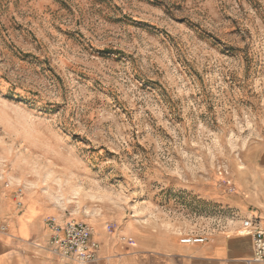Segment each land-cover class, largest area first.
I'll use <instances>...</instances> for the list:
<instances>
[{"label":"rangeland","instance_id":"1","mask_svg":"<svg viewBox=\"0 0 264 264\" xmlns=\"http://www.w3.org/2000/svg\"><path fill=\"white\" fill-rule=\"evenodd\" d=\"M263 154L264 0H0V185L47 224L232 231Z\"/></svg>","mask_w":264,"mask_h":264},{"label":"crops","instance_id":"2","mask_svg":"<svg viewBox=\"0 0 264 264\" xmlns=\"http://www.w3.org/2000/svg\"><path fill=\"white\" fill-rule=\"evenodd\" d=\"M262 157L258 164L261 178L246 213L259 217L264 225V154ZM13 189V183L0 185V264H76L61 260L49 249L54 231L45 222L47 211L34 202V209L27 207L30 198L18 207ZM69 220L60 215L57 222L64 225ZM239 226L209 233L204 241L183 242V237L174 234L144 232L133 220L111 232L97 223L94 238L100 248L96 260L88 264H264V259L255 258L252 237L237 233Z\"/></svg>","mask_w":264,"mask_h":264},{"label":"built area","instance_id":"3","mask_svg":"<svg viewBox=\"0 0 264 264\" xmlns=\"http://www.w3.org/2000/svg\"><path fill=\"white\" fill-rule=\"evenodd\" d=\"M48 224L54 231L49 244V249L54 255L63 261L76 264H88L96 260L100 243L94 238V227L91 222L69 220L61 225L55 218H50ZM112 228V225L108 226V229ZM236 231L241 235L251 236L255 258L264 259V225L260 218L254 215L246 216ZM204 239L205 236L184 237L182 241L200 242Z\"/></svg>","mask_w":264,"mask_h":264},{"label":"bare ground","instance_id":"4","mask_svg":"<svg viewBox=\"0 0 264 264\" xmlns=\"http://www.w3.org/2000/svg\"><path fill=\"white\" fill-rule=\"evenodd\" d=\"M58 219V218H57Z\"/></svg>","mask_w":264,"mask_h":264}]
</instances>
